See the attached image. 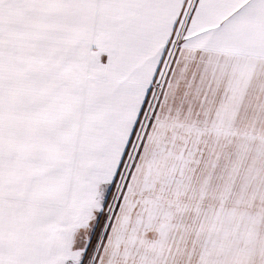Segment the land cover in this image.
<instances>
[{
    "label": "snow or ice",
    "instance_id": "6c2138e0",
    "mask_svg": "<svg viewBox=\"0 0 264 264\" xmlns=\"http://www.w3.org/2000/svg\"><path fill=\"white\" fill-rule=\"evenodd\" d=\"M0 264H264V0H0Z\"/></svg>",
    "mask_w": 264,
    "mask_h": 264
}]
</instances>
